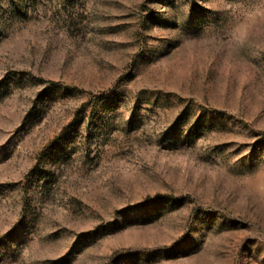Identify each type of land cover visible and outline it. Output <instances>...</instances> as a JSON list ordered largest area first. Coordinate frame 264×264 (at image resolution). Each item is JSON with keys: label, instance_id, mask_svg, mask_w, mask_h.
<instances>
[{"label": "rangeland", "instance_id": "374dc122", "mask_svg": "<svg viewBox=\"0 0 264 264\" xmlns=\"http://www.w3.org/2000/svg\"><path fill=\"white\" fill-rule=\"evenodd\" d=\"M0 264H264V0H0Z\"/></svg>", "mask_w": 264, "mask_h": 264}, {"label": "snow or ice", "instance_id": "6c2138e0", "mask_svg": "<svg viewBox=\"0 0 264 264\" xmlns=\"http://www.w3.org/2000/svg\"><path fill=\"white\" fill-rule=\"evenodd\" d=\"M177 243H183V240H181V241H178Z\"/></svg>", "mask_w": 264, "mask_h": 264}]
</instances>
